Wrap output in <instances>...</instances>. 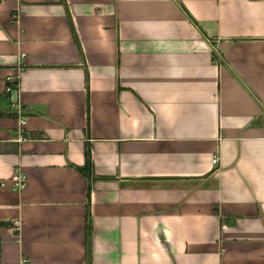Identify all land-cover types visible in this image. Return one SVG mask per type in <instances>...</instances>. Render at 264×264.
I'll return each mask as SVG.
<instances>
[{"label": "crops", "instance_id": "crops-1", "mask_svg": "<svg viewBox=\"0 0 264 264\" xmlns=\"http://www.w3.org/2000/svg\"><path fill=\"white\" fill-rule=\"evenodd\" d=\"M0 264H264V0H0Z\"/></svg>", "mask_w": 264, "mask_h": 264}, {"label": "built area", "instance_id": "built-area-1", "mask_svg": "<svg viewBox=\"0 0 264 264\" xmlns=\"http://www.w3.org/2000/svg\"><path fill=\"white\" fill-rule=\"evenodd\" d=\"M18 79L13 76H8L6 78V88H5V94L9 96L10 100V108L9 112L12 115H15L19 119H23L25 117V111L23 108L13 100L14 93L18 90ZM218 162L217 156H214L212 158V164L215 165ZM9 185L12 191L14 192H22L25 190L27 186V178L26 176L21 172V170H16L14 174L11 176L9 180ZM21 227V223L19 220H15L11 222V228L14 231H19Z\"/></svg>", "mask_w": 264, "mask_h": 264}, {"label": "trees", "instance_id": "trees-1", "mask_svg": "<svg viewBox=\"0 0 264 264\" xmlns=\"http://www.w3.org/2000/svg\"><path fill=\"white\" fill-rule=\"evenodd\" d=\"M190 19V17H188ZM14 117H16L15 115H12ZM89 164H90V160H89V152L86 153V168L89 169ZM89 194V193H88ZM87 219H86V233L87 235H89V231H90V215H89V209L87 211Z\"/></svg>", "mask_w": 264, "mask_h": 264}]
</instances>
